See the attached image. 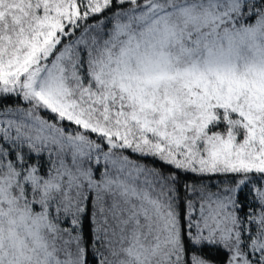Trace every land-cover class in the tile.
Listing matches in <instances>:
<instances>
[{
    "label": "snow or ice",
    "instance_id": "obj_1",
    "mask_svg": "<svg viewBox=\"0 0 264 264\" xmlns=\"http://www.w3.org/2000/svg\"><path fill=\"white\" fill-rule=\"evenodd\" d=\"M0 264H264V0H0Z\"/></svg>",
    "mask_w": 264,
    "mask_h": 264
}]
</instances>
